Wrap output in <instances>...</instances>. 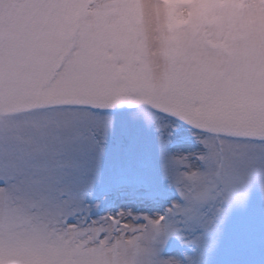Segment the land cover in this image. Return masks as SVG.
<instances>
[{
  "label": "snow or ice",
  "instance_id": "snow-or-ice-1",
  "mask_svg": "<svg viewBox=\"0 0 264 264\" xmlns=\"http://www.w3.org/2000/svg\"><path fill=\"white\" fill-rule=\"evenodd\" d=\"M172 2L187 23L169 0H0V264H217L250 242L225 225L264 192V0L222 21L200 11L222 0ZM150 132L171 194L139 171Z\"/></svg>",
  "mask_w": 264,
  "mask_h": 264
},
{
  "label": "rangeland",
  "instance_id": "rangeland-1",
  "mask_svg": "<svg viewBox=\"0 0 264 264\" xmlns=\"http://www.w3.org/2000/svg\"><path fill=\"white\" fill-rule=\"evenodd\" d=\"M245 8L244 0H222L218 4H201L200 11L202 14H212L214 21H222L223 19H231L241 15ZM175 5L172 0L168 4V16L171 23L175 26L187 23L182 15H173ZM140 15L145 14L143 7L139 9ZM191 15V13L189 14ZM252 15L249 14L248 22H252ZM197 145L191 141H178L173 139L167 147L169 155L178 156L183 153L195 151ZM139 159L142 167L139 169L141 174L148 181L156 180L161 189H167V182L163 179L164 166L167 161L163 158L159 151V146L155 138V133L145 134L144 143L140 148ZM139 206L140 202L132 201ZM163 206V204L161 205ZM226 235L240 233L248 237L249 243L243 247L233 250L227 254H221L217 257V264H264V192L258 187H254L245 206L234 207L230 213L226 225Z\"/></svg>",
  "mask_w": 264,
  "mask_h": 264
}]
</instances>
